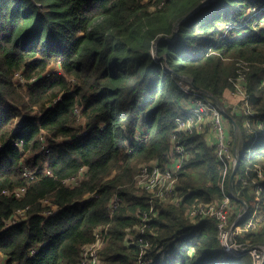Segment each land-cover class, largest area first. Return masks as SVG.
I'll list each match as a JSON object with an SVG mask.
<instances>
[{"label": "trees", "instance_id": "obj_1", "mask_svg": "<svg viewBox=\"0 0 264 264\" xmlns=\"http://www.w3.org/2000/svg\"><path fill=\"white\" fill-rule=\"evenodd\" d=\"M252 8L264 0H0L3 264H80L98 230L103 264H256L250 252L227 254L217 220L187 218L225 195L237 208L255 203L264 145H245L264 140V12L250 16ZM239 62L254 115L250 127L245 115L235 121L240 161L223 191L215 148L178 132L176 120L187 115L186 80L223 102ZM175 136L188 153L179 172L183 203L152 210L135 177L144 163L168 161ZM18 190L20 197L5 194ZM114 197L121 201L113 212ZM261 200L264 214V190ZM144 218L142 243L126 246L127 229ZM235 240L264 245V227Z\"/></svg>", "mask_w": 264, "mask_h": 264}, {"label": "built area", "instance_id": "obj_2", "mask_svg": "<svg viewBox=\"0 0 264 264\" xmlns=\"http://www.w3.org/2000/svg\"><path fill=\"white\" fill-rule=\"evenodd\" d=\"M264 8L257 10L252 8L249 12V15L252 16L257 13H263ZM231 27L228 26L225 32H223L222 37L226 38ZM238 76L234 81V90L231 93L232 95L241 94L246 99L243 101L245 105L244 115L247 117L245 126L250 127L249 117L254 115V111L250 108L248 103V93H247V78L243 72ZM21 83L24 82L23 77L18 75ZM189 82L184 89L191 94L190 100L184 103L186 116L179 117L176 120L177 131L184 134V136H195V135H205L206 128L209 127L213 131L214 141L212 142L215 148V154L217 161L220 165L222 172V188L225 191V183L231 171H235L238 163L240 161V149L236 148L234 144L230 148L228 142V136L226 127L223 122V109L221 106H224V101L219 102L217 99H214L213 96L209 93L199 91L195 89ZM190 86V89L187 90L186 87ZM242 86V87H241ZM86 133H82L80 138L85 136ZM82 137V138H83ZM143 136L138 135L135 138H129V140H141ZM236 139H240V135L235 136ZM210 144V143H209ZM237 144V141H236ZM129 146V141H127ZM48 148V143L43 140V149ZM188 158V153L186 152L185 147L177 141V136H175L171 142L170 153L168 161L161 162L156 159L148 163H144L139 167L138 173L135 177L136 189L139 192H147L151 195L153 209L157 204L165 205H174L181 206L183 203L184 193L183 191L178 190L179 183V172L182 168L184 161ZM26 177H31L29 171H25ZM260 181H254L256 183L255 189L252 192L255 196V203L250 207L247 203L243 202L242 206L237 208L236 206L231 205V200L228 195H225L222 202H215L211 204H201L190 208L187 212V218L192 224H199L203 219L214 218L217 220V228L219 233L220 242L227 252L228 255L237 258L241 256L248 249H264L261 245L247 246L246 244H238L235 240V236L243 232H248L250 230H258L264 227L263 222V206L261 200V194L264 190V172H259ZM231 184L233 181L230 179ZM69 185L76 184L75 180L68 182ZM23 190H18L15 192H5V194H15L16 197H20L23 194ZM231 196L235 197L236 195L231 192ZM121 199L114 197L110 204V209L114 212L120 206ZM243 212L239 214L242 210ZM232 212V217L235 212V219H230L229 212ZM51 212L45 213V216H48ZM157 213H155L156 215ZM140 215V214H139ZM140 217V216H139ZM245 221L244 229L236 227L237 224H240L241 221ZM20 221L19 218H14L9 225L15 224ZM143 223H139L133 228L127 229V235L124 240L126 246H132L137 243H142L140 235L144 233L147 226V218L143 219ZM230 221V224H229ZM228 224L230 227L229 231L227 230ZM261 224V226H260ZM260 226V227H259ZM96 241L87 245L83 248L82 262L80 264H98L100 263V251L102 248V232L98 230L95 234ZM249 251V252H250ZM252 252V251H251ZM34 253V252H32ZM254 256V255H253ZM2 258L1 263L5 262V258L0 254ZM264 264V256H263Z\"/></svg>", "mask_w": 264, "mask_h": 264}, {"label": "rangeland", "instance_id": "obj_3", "mask_svg": "<svg viewBox=\"0 0 264 264\" xmlns=\"http://www.w3.org/2000/svg\"><path fill=\"white\" fill-rule=\"evenodd\" d=\"M206 5H208V3L204 4L203 6H206ZM263 25H264V20H263ZM226 29H227V26L223 29V32H225ZM242 65H244V67H246L245 64L242 63ZM240 67L241 66H240V62H239L236 65V68H238V70H237L238 76L240 75ZM53 70L56 71V70H59V68L57 66L56 67L53 66ZM244 70L248 71L247 68H245ZM16 81L18 83H21L19 78ZM189 81L190 80H186L185 84L183 86H186L189 83ZM245 99L246 98L241 94H235V95L230 94V96L228 98L224 99V106H221V108L223 109V115H224L223 116V122H224V125L226 127L228 142L230 144L229 146H230V148H232L233 145L235 144L236 148L238 150L240 149V139H236L235 136L240 135V129H239V126L236 124L235 121L240 122V120H238V118L240 119V117L244 115L245 105H243V101H245ZM232 117H235L237 120H234ZM203 137H205V139L207 140L208 145H213L212 142L214 141V135H213V131L211 130V128H209V127L206 128V134L203 135ZM236 141H237V144H236ZM257 143H261L264 145V140L260 141V140L251 139L249 142L246 143L245 149L252 148ZM159 205H161V204H158V206ZM232 212L233 211L229 212L230 219L232 217ZM242 212H243V208L239 212V214H241ZM16 218H18V217L16 216ZM229 224H230V221H229ZM229 224L227 227L228 231L231 227V226H229ZM260 226H261V224H260ZM261 246L264 247V245H261ZM251 251H250V253L254 255L256 264H263L264 249H257L256 253H254L255 252L254 249H252ZM1 260H2V258H0V263H1ZM100 262L101 263H98V264H103L101 260H100Z\"/></svg>", "mask_w": 264, "mask_h": 264}, {"label": "water", "instance_id": "obj_4", "mask_svg": "<svg viewBox=\"0 0 264 264\" xmlns=\"http://www.w3.org/2000/svg\"><path fill=\"white\" fill-rule=\"evenodd\" d=\"M209 4V3H208ZM193 85V84H192ZM193 86H195V85H193ZM186 89L187 90H189L190 89V86L188 85L187 87H186ZM214 98V97H213ZM215 99V98H214ZM234 178V177H233ZM243 202V201H242ZM250 251V249H248L246 252H249Z\"/></svg>", "mask_w": 264, "mask_h": 264}, {"label": "bare ground", "instance_id": "obj_5", "mask_svg": "<svg viewBox=\"0 0 264 264\" xmlns=\"http://www.w3.org/2000/svg\"><path fill=\"white\" fill-rule=\"evenodd\" d=\"M147 193V192H146ZM143 238V237H142ZM101 263V262H100Z\"/></svg>", "mask_w": 264, "mask_h": 264}]
</instances>
